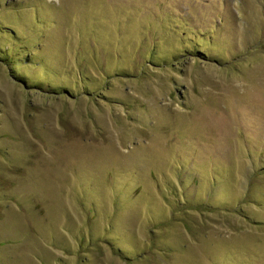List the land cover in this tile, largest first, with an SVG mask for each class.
Returning <instances> with one entry per match:
<instances>
[{"label": "rangeland", "instance_id": "obj_1", "mask_svg": "<svg viewBox=\"0 0 264 264\" xmlns=\"http://www.w3.org/2000/svg\"><path fill=\"white\" fill-rule=\"evenodd\" d=\"M0 264H264V0H0Z\"/></svg>", "mask_w": 264, "mask_h": 264}]
</instances>
